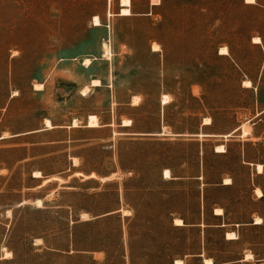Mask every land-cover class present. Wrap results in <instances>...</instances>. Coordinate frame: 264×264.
Wrapping results in <instances>:
<instances>
[{
  "label": "rangeland",
  "instance_id": "374dc122",
  "mask_svg": "<svg viewBox=\"0 0 264 264\" xmlns=\"http://www.w3.org/2000/svg\"><path fill=\"white\" fill-rule=\"evenodd\" d=\"M120 1L0 0V264H264V0Z\"/></svg>",
  "mask_w": 264,
  "mask_h": 264
},
{
  "label": "bare ground",
  "instance_id": "6f19581e",
  "mask_svg": "<svg viewBox=\"0 0 264 264\" xmlns=\"http://www.w3.org/2000/svg\"><path fill=\"white\" fill-rule=\"evenodd\" d=\"M246 2H248V3H255L256 2V0H245ZM121 2V8H120V15H131L132 14V12H131V0H121L120 1ZM93 23H94V25H96V26H98V25H101V21H100V19H99V16H97V15H95L94 16V19H93ZM253 42L254 43H261L262 42V39H261V37L260 36H254L253 37ZM109 50H110V48H108V46L106 47V51H107V53L109 52ZM153 50H159V45L158 44H156V43H154L153 44ZM110 53V52H109ZM220 53H222V54H229V49L227 48V46H223V47H221V49H220ZM85 62L86 63H89L90 62V59H85ZM92 84L93 85H101V83H100V80L99 79H93L92 80ZM37 85V84H36ZM244 85L245 86H252V82H251V80H245L244 81ZM39 86V85H38ZM41 86V85H40ZM87 90V89H86ZM86 90H84V92H83V94H85L86 93ZM135 98V97H134ZM163 99H162V103L163 104H166V103H168L169 101H170V97L168 96V95H166V94H163V97H162ZM46 125L47 126H52V123L50 122V120L49 119H46ZM204 123H206V124H208V123H211V119L209 118V117H207V118H205V121H204ZM73 125L74 126H77L78 125V121L76 120V119H74V121H73ZM101 124H99V121H98V117H97V115H95V114H90L89 115V117H88V120H87V126H89V127H98V126H100ZM122 125H124V126H130V125H132V120L131 119H125V120H123V123H122ZM244 133L245 134H248L249 133V131H247V130H244ZM200 135H203V134H201L200 133ZM226 149H225V146L223 145V144H221V145H218L217 147H216V151H218V152H224ZM75 160H76V158H75ZM256 167H257V171L259 172V173H262L263 171H264V165L262 164V163H257L256 164ZM34 176L35 177H41L42 176V174H41V171H34ZM164 177H166V178H171L172 176H171V170L169 169V168H166V169H164ZM232 181H231V178H226L225 179V183L226 184H229V183H231ZM255 191H256V193H257V195L259 196V197H261V196H263V191H262V189L260 188V187H256V189H255ZM35 203L38 205V206H41L42 205V199H40V198H38L36 201H35ZM215 213L216 214H218V215H220V214H223L224 213V209L222 208V207H216L215 208ZM85 218H87V215L85 214V215H83ZM174 222H175V224H177V225H183L184 224V222H183V220H182V218H175L174 219ZM262 222V218L261 217H257L256 218V223L257 224H260ZM226 237L228 238V239H234V238H237L238 236H237V234H236V232L235 231H228L227 233H226ZM7 254H9L10 255V253H7ZM247 258H252V255L251 254H247V256H246ZM204 263L205 264H214V262H213V259L211 258V257H206V258H204ZM175 264H184V261L182 260V259H176V263Z\"/></svg>",
  "mask_w": 264,
  "mask_h": 264
},
{
  "label": "trees",
  "instance_id": "16d2710c",
  "mask_svg": "<svg viewBox=\"0 0 264 264\" xmlns=\"http://www.w3.org/2000/svg\"><path fill=\"white\" fill-rule=\"evenodd\" d=\"M264 41V40H263ZM223 209H224V207H222ZM224 211H225V209H224ZM224 214H225V212H224ZM182 218V220H183V222H184V224H183V226L182 227H185L186 225H188V222H187V219L185 218V217H181ZM219 225H221L220 223H219Z\"/></svg>",
  "mask_w": 264,
  "mask_h": 264
},
{
  "label": "crops",
  "instance_id": "0c3cea01",
  "mask_svg": "<svg viewBox=\"0 0 264 264\" xmlns=\"http://www.w3.org/2000/svg\"><path fill=\"white\" fill-rule=\"evenodd\" d=\"M215 210V209H214ZM225 212V211H224ZM216 214V213H215ZM224 214V213H223ZM223 214H220V215H223ZM216 215H218V214H216ZM222 225V224H221ZM225 237H226V235H225ZM226 239H228L227 237H226ZM213 259V258H212Z\"/></svg>",
  "mask_w": 264,
  "mask_h": 264
}]
</instances>
